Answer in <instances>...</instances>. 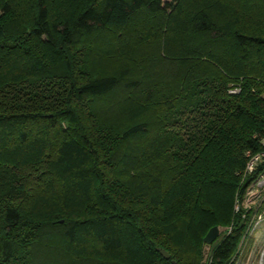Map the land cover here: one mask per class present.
Listing matches in <instances>:
<instances>
[{
  "label": "trees",
  "instance_id": "16d2710c",
  "mask_svg": "<svg viewBox=\"0 0 264 264\" xmlns=\"http://www.w3.org/2000/svg\"><path fill=\"white\" fill-rule=\"evenodd\" d=\"M262 137L264 0H0V264H229Z\"/></svg>",
  "mask_w": 264,
  "mask_h": 264
},
{
  "label": "built area",
  "instance_id": "2783aa9c",
  "mask_svg": "<svg viewBox=\"0 0 264 264\" xmlns=\"http://www.w3.org/2000/svg\"><path fill=\"white\" fill-rule=\"evenodd\" d=\"M245 174L248 175L247 184L241 197L236 198L233 209L241 220L243 233L229 264H264V137L261 149L250 156ZM231 230L229 226L225 234ZM258 237L259 248H248V242L251 240L255 244Z\"/></svg>",
  "mask_w": 264,
  "mask_h": 264
},
{
  "label": "water",
  "instance_id": "95a60500",
  "mask_svg": "<svg viewBox=\"0 0 264 264\" xmlns=\"http://www.w3.org/2000/svg\"><path fill=\"white\" fill-rule=\"evenodd\" d=\"M219 235H220L219 227L218 226H213L204 235L202 241H203V243H205L207 245H211V244H213L215 242V240L219 237ZM158 252L166 260L170 259V254L166 250L158 248ZM171 263L172 264H176L175 261H171Z\"/></svg>",
  "mask_w": 264,
  "mask_h": 264
},
{
  "label": "rangeland",
  "instance_id": "374dc122",
  "mask_svg": "<svg viewBox=\"0 0 264 264\" xmlns=\"http://www.w3.org/2000/svg\"><path fill=\"white\" fill-rule=\"evenodd\" d=\"M227 229H228V226H226V227H219L220 235H219V237L215 240V243L218 242V240H220L221 237H223V235L225 234V232H226ZM259 239H260L259 237L256 238V243H255L256 245L253 244V243H252L253 241L250 240V241L248 242L247 247H248V248H251V247H253V246H256V248H259V246L261 245ZM248 248H247V249H248ZM209 251H210V248H209L208 251H206V255H207V253H209Z\"/></svg>",
  "mask_w": 264,
  "mask_h": 264
}]
</instances>
